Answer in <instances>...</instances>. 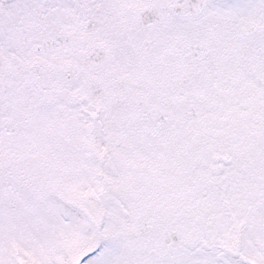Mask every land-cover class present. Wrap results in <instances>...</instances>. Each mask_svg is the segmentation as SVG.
Returning <instances> with one entry per match:
<instances>
[{"label":"snow or ice","instance_id":"6c2138e0","mask_svg":"<svg viewBox=\"0 0 264 264\" xmlns=\"http://www.w3.org/2000/svg\"><path fill=\"white\" fill-rule=\"evenodd\" d=\"M0 264H264V0H0Z\"/></svg>","mask_w":264,"mask_h":264}]
</instances>
